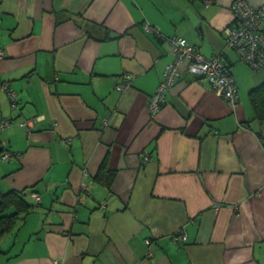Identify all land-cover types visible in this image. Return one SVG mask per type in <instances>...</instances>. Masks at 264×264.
Segmentation results:
<instances>
[{
	"label": "crops",
	"instance_id": "1",
	"mask_svg": "<svg viewBox=\"0 0 264 264\" xmlns=\"http://www.w3.org/2000/svg\"><path fill=\"white\" fill-rule=\"evenodd\" d=\"M232 1L0 0V81L19 98L13 107L0 91V121L36 119L0 133L15 153L0 161V194L34 187L40 197L2 238L0 264H264V124L249 121L248 99L264 68L243 80L234 68ZM79 13L122 35L87 37ZM154 32L222 55L238 103L181 64L151 117L148 100L174 58ZM106 157L117 172L110 190L93 179Z\"/></svg>",
	"mask_w": 264,
	"mask_h": 264
},
{
	"label": "built area",
	"instance_id": "2",
	"mask_svg": "<svg viewBox=\"0 0 264 264\" xmlns=\"http://www.w3.org/2000/svg\"><path fill=\"white\" fill-rule=\"evenodd\" d=\"M214 0H204L208 6ZM234 21L225 27V40L228 47L235 50L239 60L254 68L264 67V3L253 6L247 0H236L231 6ZM147 31L154 28L146 24ZM170 44L173 60L167 63L163 71V79L150 97L149 108L152 114L158 110L159 104L164 100L165 93L175 84L181 72V64L186 65V71L195 76L207 79L215 92L229 105L237 104V87L231 75L228 64L218 56L205 57L182 36L166 37ZM4 57V50L0 47V59ZM129 75L125 76V80ZM7 84L0 82V90H8L11 103L14 106V91L7 89ZM10 118L0 121V130L12 126ZM20 126L25 124L19 122ZM12 154L2 153L0 159L7 161ZM36 199L35 194L32 195ZM185 240V236L181 237ZM177 240V239H176ZM145 243L150 244L145 240ZM58 264V262H55Z\"/></svg>",
	"mask_w": 264,
	"mask_h": 264
},
{
	"label": "trees",
	"instance_id": "3",
	"mask_svg": "<svg viewBox=\"0 0 264 264\" xmlns=\"http://www.w3.org/2000/svg\"><path fill=\"white\" fill-rule=\"evenodd\" d=\"M73 16L78 18V20H76V25L84 31L86 36L98 42H102V41L105 42V41L120 37L122 35V33L113 35V33H111V31H109V29H107L103 24L94 23V22L91 23V22L86 21V19L83 18L80 15V13L73 15ZM65 19H66V14L65 13L60 14V20H65ZM154 34L159 36V33L154 32ZM162 36L160 35L159 37H162ZM162 38L166 39L165 36H163ZM215 56H218L219 58L224 60L222 55H215ZM224 62L226 63L225 60ZM164 67L162 69V79H163ZM263 68L264 67L254 68V70L259 71ZM128 75H129V78H127L126 81L129 82V87H130L132 84L133 76L130 75L129 73ZM194 77L201 78V76L199 77L194 76ZM162 79L160 80V82L162 81ZM126 81L124 79L122 83H126ZM248 99H249V105H250V110H251L250 111L251 116H250L249 121L250 122L254 121L260 125H263L264 124V81L257 84L254 88L251 87L249 89ZM13 107H15V105ZM205 123L207 126L212 125L210 121H206ZM257 135L261 139L262 145L264 147V135L261 132H258ZM116 175H117V172L109 168L108 160L106 157L101 163L97 172L94 174L93 179L95 182L103 186L105 189L110 190L115 181ZM33 189L34 187H27L21 190L13 189V190H9L5 193L0 194V245H1L2 238L5 235L11 233L13 230H15V227L17 226L18 221L24 219V217L27 214L31 213L39 205L36 202L30 201V196L33 193Z\"/></svg>",
	"mask_w": 264,
	"mask_h": 264
},
{
	"label": "bare ground",
	"instance_id": "4",
	"mask_svg": "<svg viewBox=\"0 0 264 264\" xmlns=\"http://www.w3.org/2000/svg\"><path fill=\"white\" fill-rule=\"evenodd\" d=\"M203 2H204V0H202ZM1 60V59H0ZM58 77H56V79H57ZM264 81V80H263ZM0 82H2V83H4V84H7V89H11L12 91H14V105H15V107H16V105H18L19 104V98H18V95H17V92L15 91V90H13V88L10 86V84L8 83V82H4V81H0ZM161 83V82H160ZM118 87H119V89L120 90H123L124 91V89L126 88V87H129V82L128 81H126V83H121V85H118ZM236 87H237V85H236ZM170 90V89H169ZM1 91V90H0ZM168 92V91H167ZM166 92V93H167ZM6 93L8 94V96L10 97V93H9V91L8 90H6ZM166 93H165V95H166ZM165 98H166V96L164 97V100L159 104V106H158V110L154 113V114H152L151 113V111H150V108H149V101H150V98H149V100H148V108H149V113H150V116L151 117H153V116H155V114L159 111V109H160V107H161V105L163 104V102L165 101ZM237 100H239V94H238V87H237ZM12 100H11V98H10V102H11ZM6 119V118H5ZM10 120H12L13 121V124H12V126L13 125H16V124H19V123H17V120L15 119V118H10ZM35 121H36V119L35 118H31V119H29V118H26V119H22V120H20V121H18V122H21V123H23V124H25L24 126H21L22 128H26L28 131L30 130V128L34 125V123H35ZM8 129V128H7ZM4 130H6V129H3V130H0V133L2 132V131H4ZM70 141V138L69 137H67V138H64L63 139V142H66V143H68ZM3 147H4V143H3V141L0 139V154H2V153H5L6 152V154H12V156H13V154H15V153H13L12 151H3ZM21 154V153H20ZM148 157H147V154H145V156H144V158H142V160H143V162H147L148 161ZM0 161H3L2 159H0ZM33 194H35V196H36V199L35 198H33L32 197V195ZM30 199H33V200H35L36 201V203H40V197L37 195V193H35V192H33L32 194H31V196H30ZM31 201V200H30ZM182 236H185V239H186V235L185 234H183V235H181V232L180 231H177L176 233H174L173 234V238L176 240V239H178L179 237H182ZM147 242H150V244H151V239H149V238H147V239H145ZM150 244H148V243H145V245H150ZM147 255H150L149 253H148V251H147ZM55 262H57V261H53V263L55 264Z\"/></svg>",
	"mask_w": 264,
	"mask_h": 264
},
{
	"label": "rangeland",
	"instance_id": "5",
	"mask_svg": "<svg viewBox=\"0 0 264 264\" xmlns=\"http://www.w3.org/2000/svg\"><path fill=\"white\" fill-rule=\"evenodd\" d=\"M235 1H236V0H233V1H232L231 6L233 5V3H234ZM202 4H203V1H202ZM231 11H232V9H231ZM231 13H232V20L234 21V15H233V12H231ZM263 31H264V30H263ZM234 68H235L236 72L240 74V77H242V80H243V78H244V79H249V78H251V73H255V70H254L252 67L247 66L246 64H244V63L241 62V61L237 62V63L234 65ZM235 78H236V77H235ZM242 80H241V81H242ZM237 81H238L239 84L241 83V81H239L238 79H237ZM254 87H255V86H253L252 88H254ZM17 227H18V226H17ZM15 229H16V227H15ZM52 264H54V263L52 262Z\"/></svg>",
	"mask_w": 264,
	"mask_h": 264
}]
</instances>
